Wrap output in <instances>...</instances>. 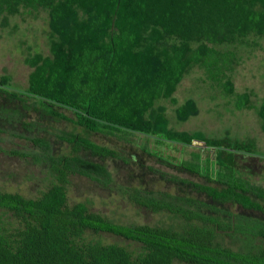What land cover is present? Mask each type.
Segmentation results:
<instances>
[{"label": "trees", "instance_id": "16d2710c", "mask_svg": "<svg viewBox=\"0 0 264 264\" xmlns=\"http://www.w3.org/2000/svg\"><path fill=\"white\" fill-rule=\"evenodd\" d=\"M39 9L47 16L48 52L23 57L30 67L24 91H8L7 74L0 75V91L88 131H135L183 144L202 140L215 147L216 173L207 180L220 186L191 182L192 186L213 199L264 212V187L234 168V152H253L254 139L204 138L172 129L165 106L155 103L168 99L179 120L196 114L193 98L177 103L173 92L183 75L198 66L226 94L234 95L235 108H253L264 132V98L254 104L250 90L234 91L224 76L235 56L217 47L246 43L249 35L264 37V0H0V27L8 24L10 15ZM22 95L33 100L26 103ZM54 105L70 108L74 117L56 111ZM58 136L70 145L69 153L53 156L46 139L33 138L42 147L53 178L39 195L0 190V264H173L174 259L193 264H264V220L234 214V222L241 224L236 223L233 232L230 217L212 215L202 207L205 202L188 196L137 186L125 189L137 204L179 215L183 220L179 227L118 223L90 210L84 201L67 204L68 174L103 184L111 180L104 164L79 151L99 156H115L116 151L72 130ZM182 165L200 172L195 162ZM6 212L17 225L3 218ZM230 227V235H239L236 248L218 239V231ZM86 230L120 235L139 246L130 249L88 239Z\"/></svg>", "mask_w": 264, "mask_h": 264}, {"label": "rangeland", "instance_id": "374dc122", "mask_svg": "<svg viewBox=\"0 0 264 264\" xmlns=\"http://www.w3.org/2000/svg\"><path fill=\"white\" fill-rule=\"evenodd\" d=\"M46 32L47 16L42 9L29 14L10 15L8 24L0 27V75L9 76L5 87L8 91H24L30 67L23 62V57L35 51L48 52ZM245 41L217 47L221 50L227 48L235 56L232 68L225 71L224 78L231 80L235 92L250 90L251 101L258 104L264 98V37L249 35ZM173 95L177 103L187 97L193 98L198 111L179 120L174 115L175 104L166 98L157 99L155 103L165 106L170 128L194 132L204 138L227 136L229 139H254L253 152H234V168L242 177L264 187V132L260 129V121L253 108H235L234 95L226 94L220 84L210 80L198 66H193L183 75ZM31 100L33 98L25 97L26 103L30 104ZM53 108L68 117H74L70 108L59 105ZM29 121L33 124L29 125ZM69 130L114 149L116 155H91L80 150L81 155L104 164L111 174V180L103 184L78 173L68 174L67 204L84 201L90 210L100 212L118 223L179 227L183 221L179 215L166 209L152 210L131 201L125 189L137 186L205 202L206 205L202 206L204 210L212 215L230 217V225L237 213L264 220L262 211L213 199L192 186L191 182L220 186L207 180V176L213 178L216 173L217 165L213 163L215 147L206 146L202 140L183 144L135 131H88L69 120L44 113L39 107H27L22 100L12 98L3 91H0V190L17 192L26 197L39 195L53 178L49 164L43 158L44 151L39 144L34 143L33 138L46 139L48 153L57 156L69 153L70 145L58 136L62 131ZM185 161L195 162L200 172L187 170L182 165ZM3 218L11 226L17 225V220L10 213L3 214ZM236 223L233 232L237 229ZM230 232L231 227L227 232L218 231V239L236 248L239 235L236 237ZM84 236L119 243L130 249L139 246L138 242L105 231L86 230ZM173 264L193 263L174 259Z\"/></svg>", "mask_w": 264, "mask_h": 264}, {"label": "flooded vegetation", "instance_id": "af4514ba", "mask_svg": "<svg viewBox=\"0 0 264 264\" xmlns=\"http://www.w3.org/2000/svg\"><path fill=\"white\" fill-rule=\"evenodd\" d=\"M225 215V213H223ZM242 214V213H241Z\"/></svg>", "mask_w": 264, "mask_h": 264}]
</instances>
